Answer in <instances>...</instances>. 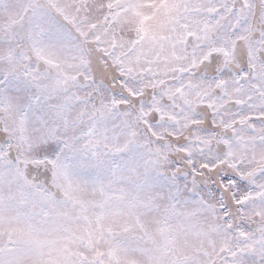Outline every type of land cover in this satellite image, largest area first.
Returning a JSON list of instances; mask_svg holds the SVG:
<instances>
[{"label":"rangeland","instance_id":"374dc122","mask_svg":"<svg viewBox=\"0 0 264 264\" xmlns=\"http://www.w3.org/2000/svg\"><path fill=\"white\" fill-rule=\"evenodd\" d=\"M257 70L264 0H0V264H264Z\"/></svg>","mask_w":264,"mask_h":264},{"label":"flooded vegetation","instance_id":"af4514ba","mask_svg":"<svg viewBox=\"0 0 264 264\" xmlns=\"http://www.w3.org/2000/svg\"><path fill=\"white\" fill-rule=\"evenodd\" d=\"M237 43H239V42H237ZM236 46H237V44H236ZM244 47H245V44H244ZM245 53H246V48L243 51V53L239 57H237V55H236V48L234 50V58H237L238 59V61H236L238 64H236L235 62L231 63V66H232L231 68L233 70H235L236 72L239 71V70L240 71H243V67H245V65H244ZM261 57H262V55L261 56H258L259 59H261ZM38 64H42V61H39ZM238 65H240V66H238ZM257 65H258V63H257ZM257 69H259V68H257ZM257 74L259 75V77L261 76V78L264 77V75L259 70H257ZM240 76H242V75L240 74ZM106 80H107L106 86L111 88L112 85H111L110 80H108V79H106ZM254 84H257V83H254ZM95 91H96V88L93 86L92 87V92L95 93ZM91 95H94V94L92 93ZM95 96H97V95L95 94ZM95 103H99L98 98H95ZM113 105H115L117 108H123V107H125V104H123L121 101H117L116 104H112L111 105V108H113ZM0 129H1V127H0ZM56 191H58V190H56Z\"/></svg>","mask_w":264,"mask_h":264},{"label":"water","instance_id":"95a60500","mask_svg":"<svg viewBox=\"0 0 264 264\" xmlns=\"http://www.w3.org/2000/svg\"><path fill=\"white\" fill-rule=\"evenodd\" d=\"M244 50H245L244 43L241 42V41L239 43H237V46H236V55H237V57H239L243 53ZM199 110H201L203 115L207 116L206 107H199ZM1 133L2 132H1V129H0V135H1ZM13 153H14L13 150H10L8 154L10 156H12ZM54 195L57 196L58 195V191H56L54 193Z\"/></svg>","mask_w":264,"mask_h":264}]
</instances>
